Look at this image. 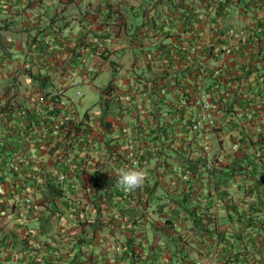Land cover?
I'll return each mask as SVG.
<instances>
[{"label": "trees", "instance_id": "trees-1", "mask_svg": "<svg viewBox=\"0 0 264 264\" xmlns=\"http://www.w3.org/2000/svg\"><path fill=\"white\" fill-rule=\"evenodd\" d=\"M201 19L203 17L199 18L196 13L181 12L180 24L174 34L177 44L174 49H167L169 59L163 69L151 77L167 99L166 94L174 90L172 99L162 104L164 109L162 105H152L149 114L141 121L137 117L136 123L139 124L132 129L127 143L129 149L118 153L117 145H110L114 147L110 151L111 160L93 165L92 185L85 204L95 210V217L88 214L86 218H77L81 210H78V202L72 206L62 199L65 191L51 169L43 171L40 179L36 176L25 178L26 181L32 180L29 186L41 194L37 204L44 206V209L37 214L38 233L46 237L48 247H56L57 236L63 235L56 227L62 208H72L71 213L82 225L79 232L69 230L68 233L73 237V245L67 247L66 253L71 254L74 248L76 251L69 258L61 255L56 264H85V261L94 264L98 255L90 251V255L86 256L82 247L95 249L99 229L105 227L112 233L114 226L131 227L129 231L132 235L138 228L144 233L138 236L139 246L141 242L151 246L154 237L162 238L159 248L155 249V253L162 254L159 258L164 257L161 264H196L213 249L221 264H264V134L260 130L250 132L242 123L247 116L255 118L259 110H264V95L239 88L243 80L253 84L251 87L257 86L260 75L257 67L242 71L238 69L240 73L232 72L229 66L224 70L214 67L212 62L224 50L214 52V43L192 51L197 34L189 25L193 20ZM215 34L222 35L224 30L216 29ZM206 57H209L207 62ZM158 59L163 57L159 55ZM174 80L176 85L172 82ZM113 83L114 77L111 76L103 91L110 92ZM232 84H237L236 90L232 89ZM198 90L202 95L209 96L212 118L211 124L203 121L193 128L192 125L198 120L197 115H192L196 108L191 99L196 98ZM180 97L184 101L183 107L173 101L177 99L179 103ZM116 105L119 106V103L113 99L105 101L99 115L88 123L80 121L82 124H78L77 128L84 127L87 131L90 126L109 128L111 123L107 116L113 114ZM60 111V108H54L51 113L56 116ZM26 115L34 122L38 119L33 113ZM206 130L215 137L228 135L226 139H217L218 146L214 150L205 144L208 141L205 140ZM69 131L57 132L51 138L57 137L59 143L63 144L61 137L65 138ZM68 145L72 149L69 146L65 148L76 155L84 146L76 141L68 142ZM225 145L230 149L227 154L224 153ZM87 154L89 163V152ZM127 155H134L135 164L128 163ZM121 168L142 170L146 176L143 186L132 192L122 191L117 184L116 174ZM84 175L75 174L76 181L69 185L70 192L74 193L77 184H83ZM171 175L175 185L165 191L161 178ZM236 192L241 193L237 198L234 197ZM102 215H105L104 219L97 218ZM150 215L159 217L162 222L158 225L151 222L153 225H149L148 230L152 234L148 237L145 235L146 224L142 221L150 218ZM131 243H123L122 254L115 251L113 257L108 254L106 259L113 261V264H133L136 255H133ZM129 247L131 253L126 249ZM151 256L156 260L155 255Z\"/></svg>", "mask_w": 264, "mask_h": 264}, {"label": "crops", "instance_id": "crops-1", "mask_svg": "<svg viewBox=\"0 0 264 264\" xmlns=\"http://www.w3.org/2000/svg\"><path fill=\"white\" fill-rule=\"evenodd\" d=\"M182 11L203 17L189 25L197 34L195 38L200 39V46L214 43L216 50L224 49L213 66L223 70L229 66L234 73L257 67L260 75L257 86L251 87L253 84L243 80L239 88L264 95V0H0V145L5 146L0 150V264H56L61 255L69 258L76 251L74 248L71 254L66 253L73 241L70 245L57 241L54 248L46 245V237L38 233L37 218L44 206L35 201L39 191L29 186L32 180L25 179L29 176L40 179L43 171L52 168L51 155L39 147L51 136L50 131L36 133L32 138L35 143L31 144L26 133L28 126L20 125L22 130L8 126L7 122L13 118L26 120L21 110L29 109L38 94L59 96L58 104H62L61 112L64 111L59 116L85 119L90 115L89 121L99 115L105 101L113 99L120 107L116 105L113 114L107 116L109 128L98 125V141L105 143L112 138L114 143H122L126 126L128 129L132 125L128 121L130 115L139 106L145 107V100L156 98L145 88L158 68H153L159 64V56L154 54L160 51L161 61L169 59L167 49H174L177 44L174 34ZM216 29L224 30V34H215ZM104 71L116 76L110 92L103 91L106 86L95 84ZM77 81L93 87L99 94L96 112L91 106L75 101L73 97L81 98L82 91L76 90L75 96L68 92ZM153 88L160 92L156 83ZM258 113L264 121V110ZM245 128L264 134V123L260 128L251 125ZM24 144L28 151L23 157L20 146ZM26 190L32 196L27 214L20 208ZM142 222L161 223L151 217ZM104 228L96 235L103 236ZM142 234L139 231L138 236ZM158 238L154 237L151 246L141 242L133 264L163 262L164 257L159 258L161 252L155 253L163 240ZM88 249L82 247L88 251L84 253L86 256L90 251L96 254V248ZM96 255L94 264H113L106 259L108 253ZM203 257L209 264H221L214 249Z\"/></svg>", "mask_w": 264, "mask_h": 264}, {"label": "rangeland", "instance_id": "rangeland-1", "mask_svg": "<svg viewBox=\"0 0 264 264\" xmlns=\"http://www.w3.org/2000/svg\"><path fill=\"white\" fill-rule=\"evenodd\" d=\"M214 52H216V49L214 50ZM221 54H223V51L221 52ZM159 55H160V51H159V53L154 54V56H159ZM158 60H159V64H156L158 66H156V65L153 66L154 69H156L158 67L155 70L156 73H158L160 70H162L163 69V66L166 64V61H161L160 59H158ZM213 63L214 62H212V65H213ZM146 68L147 67H145V69ZM103 73L104 74H100V78H96L95 79V84L97 86H99V87L106 86L108 84L109 79L111 78V76L114 77V82L116 81V76L114 75V72H112L110 74V76H109V73L106 72V71H104ZM141 74H143V73H141ZM151 74H152V72H151ZM172 82H174V85H176L175 80L172 81ZM153 84L154 83H153V80H152L151 84L149 83L148 86H145V88L146 89H149V92L153 91L154 92V93L152 92L153 95L156 94L155 100L152 101L153 100L152 97L150 99H148V100H145V107H142V106H139L138 107L137 106L138 107V111H136L135 114H131L130 115V120L128 119V121H129V124L131 123L132 125L129 126L128 129H127V126H126V128H125V130L123 132L124 135L122 137L123 138V142L122 143H119V144L114 143L113 142V139L111 138V139H108L105 143L104 142L103 143H99V141H97L96 144H95V146H92V147H89L88 148V150H89L88 151L89 152V157H90V163L85 168L86 170H85L83 184L82 185L77 184L78 185V188L75 189L74 193L70 192L69 191V188H68V193L62 198V199H64V201H67L72 206H74V204L78 202L77 203L79 205L78 206V210L81 209L79 211V215L77 216L78 219L80 217H85L86 218V215H88V214L91 215V216H94V217L96 216L95 215V210L90 205L85 204L86 201H88V191H89V188L92 185V177H91V175L88 176L90 174V171H92V170H89V169L90 168H93V165L96 164V163H98L100 165L101 162L103 163L106 160H111V158H110V151L114 147L111 148L110 145H117V151H118V153H120L122 151H125L126 149H129L127 143H128L129 139L132 136V129H133V127L135 125H136L135 127H137L138 124H139V123H136L137 117L141 121L146 115L149 114V112H150L149 110L151 109L152 105H155L157 107H160V105L167 104L168 101H170V100H168L166 98V96H164L165 94L162 95L161 90H160V92L155 91V89L153 88ZM174 85H172V86H174ZM236 85L235 84H232V89L233 90H236V87H237ZM70 87H72V88L69 89L68 92L71 93V95H74L75 92H76V90L82 91L84 93V95L81 98L73 97V98H75V101L76 102H79L80 101V103L83 104L84 106H86V105L91 106L93 113L96 112L97 107H98L97 103L99 102V94L97 93V91H95L93 89V87L87 86L86 83H83L82 84V82H79V81H77V84H75L73 86H70ZM176 88H181V87L180 86H176ZM112 89H113V85H112ZM180 91H181V89L178 90V93L179 94H180ZM173 93H174V90H172V92H170L169 94H166V95H168V98L171 97V99H172ZM173 101L178 106H181V107L184 106V103H183L184 101H183V99L181 97L178 99V102L179 103H177V99L176 100H173ZM193 101H194L193 107H194V109L195 108L196 109H195V112L192 115L193 116L197 115V120L199 121V124H202L203 123V120H201V118L203 117V114L209 116L208 122L211 124L210 118H212L211 117L212 116V114H211L212 113V104L210 102L209 96L208 95L207 96L206 95H203L202 96L201 91L198 90V92L196 94V98L194 97V98L191 99V102L192 103H193ZM205 105H207L208 108H205L206 107ZM79 107H81V106H79ZM162 107H163V109L165 108L164 105H162ZM144 108H146V109L144 111H141ZM121 115H124V114L121 113ZM82 118H80V119H78V118H72V117L71 118H66L65 123L68 124V126L74 128L78 124H82V123H80V121H82V122L87 121V123L89 122V119L88 118H85V119H82ZM119 119L123 120L122 118H119ZM260 119L261 118H259L258 116H256L255 118H251L250 116H247V118L244 119L242 121V123H243V126L244 127L246 125H251V126L260 128V125L262 123H264V121L263 120L261 121ZM68 120H71L72 122L69 123ZM116 122L117 121H114V123H116ZM91 130L94 131L96 134H98V136L96 138L98 140L99 139L98 127H94L93 128V127L90 126L89 132H91ZM254 131H257V130H254ZM1 133L2 132L0 131V134ZM205 133L207 134L205 136V140H208V141L205 142V144H207L208 146L212 147L214 150H216L215 148L218 146L217 139H219V138L220 139H226L227 138V135H228V133L227 134H221L220 133L221 136L215 137L212 134H208L207 133V130L205 131ZM56 135L57 134H55L53 136H56ZM61 138H62V140H64V137H61ZM57 139H58L57 137H54L52 139V142L50 144H47L43 148V151L46 152V153H49L51 155V158L54 155L55 156L57 155V150L58 149H61V147L67 146V142L66 141L62 142L61 139H60L61 143H63V144H60L59 143V140H57ZM225 146H226V148L224 149V153L227 154L230 149H228V145H225ZM1 149H5V147H3V145L2 146L0 145V150ZM60 154H63V150H61ZM127 157H128V163L129 164L134 161V155L133 156L127 155ZM67 161H68L69 164H71V163H75L76 160L71 155L70 156V159L67 160ZM51 162H52L51 163V166L52 167H57L58 166L57 163H54L53 162V159H52ZM44 163H45V165L47 164V162H44ZM110 163H112V162H110ZM172 176L173 175H171V176H165V177H162L161 178V184H162V187H164L163 189L165 191H169L170 188L172 187V185H175ZM72 180H73V182L76 181L75 178H73ZM26 191H28V190H26ZM236 194H238V193L237 192L234 193V197L235 198H237L239 196V195H236ZM30 196H31V194H30ZM31 198H32V196H31ZM40 198H41V194L39 192H37L35 194V201L36 200H40ZM21 203L23 204L24 203V200L21 201ZM20 207H21V204H20ZM72 210H73L72 208H69V209L62 208L61 216L58 218L56 227H59L60 228L59 231L63 232V235L62 234L58 235V237H57V241L58 242L57 243H60V244L64 243V244H66V243L69 242L66 245H70L71 244V239H73V237L70 236V235H68V233H70L69 230H74L76 228L81 229V227H82V225H80V224L77 223L78 220L76 221V219H75L76 216L71 213ZM104 216L105 215H102V216H99L97 218L98 219H104ZM150 217L153 218L157 223L158 222L159 223L162 222V220L159 217H157V216L150 215ZM81 219H84V218H81ZM59 221H60V223H59ZM68 221L71 222L70 225H68ZM145 224H146L147 234L148 235L152 234L151 233L152 231H149L150 230L149 225H153V224H151V222H146ZM65 226H68V227H65ZM130 228L131 227L125 228V226H118L117 228L114 227L113 228L114 230H113L112 233H110V231H108L105 228L103 230V234H102L103 236L100 237V236H97L96 235V237H95V239H96V241L98 243L96 245V249H95L96 252L95 253L97 254V253L105 252V253H108L110 255L109 257H113L114 254H115V251H117L119 254H122L121 252L124 249V244L123 243H128L129 244L131 242H126V240L127 239H132L133 241L131 243V246L134 249V254L133 255H136L137 254V251L140 249L139 248V244H138V241H139L138 240L139 230L137 232V229L138 228H135V231H134V233L132 235L130 233V231H129ZM119 245H121V247ZM126 249L128 250V252L131 253L130 247L129 248H126Z\"/></svg>", "mask_w": 264, "mask_h": 264}, {"label": "built area", "instance_id": "built-area-1", "mask_svg": "<svg viewBox=\"0 0 264 264\" xmlns=\"http://www.w3.org/2000/svg\"><path fill=\"white\" fill-rule=\"evenodd\" d=\"M212 8V7H211ZM210 10V9H209ZM200 47V39L197 40V42L195 43V45H193L191 47L192 51L197 50ZM209 60V57L205 58V61L207 62ZM201 91V90H200ZM77 94H80V92H77ZM203 96V95H202ZM59 96L57 94H38L35 96L34 98V104L30 106L29 109L27 110H21V115L27 116L26 114L28 112L33 113L34 115L38 116V119L36 122L32 121L31 118H27L26 120H18L16 118L11 119L10 121L7 122L8 126H12L13 128H15L17 126V128H21V126L25 127L28 126L27 128V135L28 137H30V143H35V139H32L33 136L36 133H44L45 131H50L51 136L50 137H46V143L45 144H40V148L43 149L47 144H50L52 142L51 137H53V135H55L57 132H61L64 133L67 130L69 131V134L64 138L63 142L66 141L67 142V146L68 142L73 143V141L82 143L84 146L82 147L81 151L79 152L78 155L72 153L70 150H68V148L66 149L64 147H61V149L57 150V155L53 156V162L57 163V167H52L51 168V173L53 175H55L56 179L58 180V182L60 183L62 189L65 191V195L68 193V188L69 185L72 184L73 182V178H75V174L77 173H85V168L86 166L90 163H88V161L86 160V155L87 152L89 151L88 148L95 146L96 141L95 139L97 138L98 134H96L94 131L91 130V132L87 131L84 127H80L79 129L76 127L72 128L70 126H68V124L65 123V118H63L64 116H59L60 113L63 112H59L58 115L54 116L51 113V110L54 108H60L62 110L63 106L62 104H58L59 102ZM205 108H208L207 105H205ZM10 114L12 112H9ZM201 120L203 121H208L209 120V116L203 114V117L201 118ZM61 124H63L64 126L60 127ZM21 125V126H20ZM197 126H199V121H197L196 123H194L192 125L193 128H197ZM23 130V128H21ZM16 131H14L15 133ZM24 147V148H23ZM21 148V152L24 154L23 157L25 156V154L28 151V148L26 147V145L24 144L23 146H20ZM61 150H63V154H60ZM72 155V157L76 160L75 163H71L69 164L67 160L70 159V156ZM67 156V157H66ZM133 164H135V160L132 162ZM32 203V198L29 194V190L26 191V194L24 196V203L22 204L21 211H24L25 214L28 213V207L29 205ZM31 232H27L26 236H28ZM196 264H209L208 260H200L197 261Z\"/></svg>", "mask_w": 264, "mask_h": 264}, {"label": "clouds", "instance_id": "clouds-1", "mask_svg": "<svg viewBox=\"0 0 264 264\" xmlns=\"http://www.w3.org/2000/svg\"><path fill=\"white\" fill-rule=\"evenodd\" d=\"M117 184L122 191L132 192L143 186L146 176L142 170L121 168L117 171Z\"/></svg>", "mask_w": 264, "mask_h": 264}]
</instances>
